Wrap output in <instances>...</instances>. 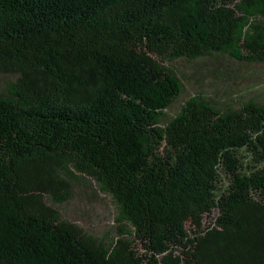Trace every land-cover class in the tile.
<instances>
[{"label":"trees","instance_id":"obj_1","mask_svg":"<svg viewBox=\"0 0 264 264\" xmlns=\"http://www.w3.org/2000/svg\"><path fill=\"white\" fill-rule=\"evenodd\" d=\"M215 54L264 63V0H0V264H264V103L166 113ZM78 178L108 243L46 203Z\"/></svg>","mask_w":264,"mask_h":264},{"label":"rangeland","instance_id":"obj_2","mask_svg":"<svg viewBox=\"0 0 264 264\" xmlns=\"http://www.w3.org/2000/svg\"><path fill=\"white\" fill-rule=\"evenodd\" d=\"M170 67L181 80L183 92L167 110V117L174 116L186 100L197 94L222 108L237 107L241 101L251 98L264 103V63H239L226 55L215 54L193 61L178 60ZM13 80L12 75L0 74V94L7 91ZM46 203L58 211L62 220L81 228L88 236L105 238L106 243L119 228L111 198L86 178L73 181L72 196L67 202L51 204L46 200Z\"/></svg>","mask_w":264,"mask_h":264}]
</instances>
